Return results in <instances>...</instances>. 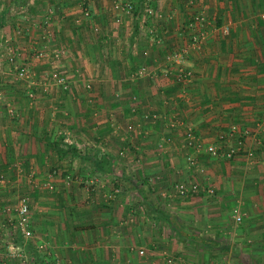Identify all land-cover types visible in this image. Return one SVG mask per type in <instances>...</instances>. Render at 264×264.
Returning a JSON list of instances; mask_svg holds the SVG:
<instances>
[{"label": "crops", "instance_id": "crops-1", "mask_svg": "<svg viewBox=\"0 0 264 264\" xmlns=\"http://www.w3.org/2000/svg\"><path fill=\"white\" fill-rule=\"evenodd\" d=\"M146 3L155 36L140 33ZM181 46L185 80L167 59ZM240 138L231 159L207 152ZM127 167L143 191L119 180ZM176 182L201 190L166 197ZM19 196L53 264H264V0H0V264H18L3 209Z\"/></svg>", "mask_w": 264, "mask_h": 264}, {"label": "built area", "instance_id": "built-area-1", "mask_svg": "<svg viewBox=\"0 0 264 264\" xmlns=\"http://www.w3.org/2000/svg\"><path fill=\"white\" fill-rule=\"evenodd\" d=\"M114 7L120 10H123L125 12H133L134 10V5L131 3H122V2H116L114 4ZM84 14L87 16L89 14L88 10L84 11ZM157 14L155 6H151L150 4H145L144 9H143V18L141 20V30L140 33L142 35L145 33H148L149 35L155 36V30L149 25L148 20L155 16ZM194 20L198 23V27L200 28L198 32H195V34L191 33L189 35V41L190 43H199L201 39L203 38V32L202 29L205 26L206 19L203 14H197L194 18ZM194 22L190 23L193 24ZM193 27V25H192ZM191 28V25H190ZM9 52L8 55L10 56L11 53L15 52L13 50L12 46H8ZM186 46H181L180 48L173 50L170 52L167 56V59L170 60V62H173L172 66L174 68L173 72L176 76L177 80H185L190 76V72H188L185 68L182 67L181 65V59L183 58V54L186 53ZM42 53L39 52L36 57H39ZM13 55L9 57L10 60H12ZM28 73V67L25 66H20L18 67V76L23 77ZM53 81L57 83L61 88L66 89L67 84H66V78L56 72H52L49 77V81ZM50 81V82H51ZM48 84L49 82H41L42 86V91L45 92L48 90ZM28 96L30 98H33L34 93L31 91H28ZM10 111H12L10 109ZM189 135H191V132H188ZM64 141L67 144H71L72 140L69 139L68 137L64 139ZM191 142V141H190ZM244 140L239 139L238 145L237 146H228L225 149H220L215 147L214 145H209L207 147V152L213 156H218L222 157L225 159H231L233 158L239 151H241V146L243 144ZM247 155L250 157H253L255 153L253 151H247ZM193 163V160L191 161ZM177 191L179 194L186 196L189 193H195L200 190V186L196 183H183L180 182L177 186ZM212 193V190L209 191V194ZM3 213H5L8 216V222H9V232L13 236H21L22 238L28 239L32 235V231L29 227L30 225V207H29V202L25 196H20L17 200V203L12 207L10 205L4 206ZM237 220L241 219L240 215L236 216ZM12 248L17 249V247L12 244ZM140 253L142 251L140 250ZM49 260V259H47ZM25 264H28L25 262Z\"/></svg>", "mask_w": 264, "mask_h": 264}, {"label": "rangeland", "instance_id": "rangeland-1", "mask_svg": "<svg viewBox=\"0 0 264 264\" xmlns=\"http://www.w3.org/2000/svg\"><path fill=\"white\" fill-rule=\"evenodd\" d=\"M15 52H13V54L11 53V55H13V58H12V60H10L9 59V57L11 56H9L8 55V52H9V50H8V46H6V48H5V52L7 53V59L9 60V63L10 64H12V72H14L15 73V77L18 79V80H20V81H23V82H25V80H28V81H30L31 80V78H30V76H31V74H32V71H31V69H29V67L26 65V64H19V63H16L15 62V60H14V57L16 56V50H14ZM27 66L28 67V73L25 75V76H23V77H20V76H18V74H17V72H18V67H20V66ZM53 72H56V73H58V74H60L58 71H53ZM52 73V72H51ZM50 73V74H51ZM50 74H49V77H50ZM61 75V74H60ZM85 147H87V146H82L81 147V149H80V152L81 153H83V152H85L86 150H87V148H85ZM218 148H220V149H225L226 147H218ZM103 152V151H102ZM86 153V152H85ZM84 153V154H85ZM87 154V153H86ZM84 157H87L86 155H83ZM194 165H195V163H193ZM192 164V165H193ZM128 168V167H127ZM137 169H135L133 172H131V168H128V170L126 169V171H124L125 173H127V175L128 176H130L132 179H134L135 177H138L137 176ZM134 176V177H133ZM138 180H136V179H134L135 181H136V189H135V191H137V192H139V190L140 191H143V189L141 188V186L143 185V184H141V178L140 177H138L137 178ZM180 182H176L175 184H173L172 185V189H173V191L174 192H172V193H169V195L167 194V195H165L166 197L168 196V198H172V197H174V195H179V196H182V197H187V196H189L190 195V193L189 194H187L186 196H184V195H181V194H179L178 193V191H177V185L179 184ZM183 183H185V182H183ZM191 183V182H190ZM187 184V183H186ZM146 187H145V189H144V191H146V189L148 190L149 189V185H145ZM143 187V186H142ZM201 190V189H200ZM148 194H150V197H152L153 195H154V192L151 190L150 192L148 191L147 192ZM196 193V192H195ZM129 195V194H128ZM136 195V194H135ZM141 196H142V194H140ZM131 198L133 197V198H135V200H134V202H137V204L138 203H140L141 202V204H143L145 201H143L142 200V197L140 198L139 196L137 197V196H134V194L132 195V194H130L129 195ZM20 197V196H19ZM18 197V198H19ZM144 197V196H143ZM145 198H147V197H145ZM18 200V199H17ZM17 203V201L15 202V204ZM14 204V205H15ZM13 205V206H14ZM10 206H12V205H10ZM136 206H138V205H136ZM234 209H237V208H234ZM162 210V209H161ZM163 211H164V214H162L161 212V215H160V213H159V215H157L158 217H160V218H165L166 220H169L168 218H169V215L171 216L172 214H169L168 213V209H166V210H164L163 209ZM162 211V212H163ZM237 215H240L241 216V219L240 220H237L236 219V216ZM232 216H233V219L235 220V222H237V223H240L241 221H242V217H243V215H242V213H241V211H238V209L237 210H234L233 211V213H232ZM175 219H177V218H175ZM4 218H3V220H2V222L3 223H6V221L4 222ZM178 220V219H177ZM9 230V229H8ZM187 230H188V228H187ZM8 232V231H7ZM6 232V233H7ZM188 234H191L190 236H191V238L192 239H195V240H204L205 239V241L207 240V239H212V236L213 235H215L214 233H206V232H202L201 230H198L196 227H193V229L191 230V231H189L188 232ZM207 235H208V237H207ZM4 236H6V238H10V236L11 237H13V235H9L8 233L6 234V235H4ZM189 236V235H188ZM17 238H19V239H22L21 241H18V248L17 249H14V248H12L11 247V244H9V247L6 249L7 250V254H8V258L9 259H12V260H17V262H18V264H25V262L26 263H28V264H53V261H49V260H47L44 256L46 255V252H45V249L43 248V247H41V246H37V244H36V242H32V240H34V236H33V233H32V235H31V237L30 238H28V239H25V238H22L20 235L19 236H16ZM8 238V239H9ZM7 244V243H6ZM29 244H31V247L32 248H30V246H29ZM194 245H196V242H194ZM7 246V245H6ZM207 246H209V247H211V248H213V249H216L215 247H216V244L214 243V244H207ZM30 249H32V250H30ZM218 249H221V248H218Z\"/></svg>", "mask_w": 264, "mask_h": 264}, {"label": "trees", "instance_id": "trees-1", "mask_svg": "<svg viewBox=\"0 0 264 264\" xmlns=\"http://www.w3.org/2000/svg\"><path fill=\"white\" fill-rule=\"evenodd\" d=\"M118 178L126 187L136 189V181L134 179H132L130 176H128L122 172V174L119 175ZM148 206H149V204H148ZM150 208L153 209L152 207H150ZM154 211L157 212L156 210H154ZM158 213H160V212H158Z\"/></svg>", "mask_w": 264, "mask_h": 264}]
</instances>
